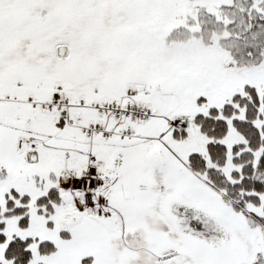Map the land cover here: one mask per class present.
Wrapping results in <instances>:
<instances>
[{
  "label": "snow or ice",
  "instance_id": "6c2138e0",
  "mask_svg": "<svg viewBox=\"0 0 264 264\" xmlns=\"http://www.w3.org/2000/svg\"><path fill=\"white\" fill-rule=\"evenodd\" d=\"M0 264H264V0H0Z\"/></svg>",
  "mask_w": 264,
  "mask_h": 264
}]
</instances>
